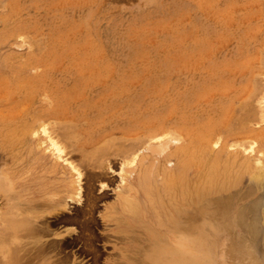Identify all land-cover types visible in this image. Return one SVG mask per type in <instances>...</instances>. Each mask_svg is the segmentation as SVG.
Wrapping results in <instances>:
<instances>
[{"label":"rangeland","instance_id":"obj_1","mask_svg":"<svg viewBox=\"0 0 264 264\" xmlns=\"http://www.w3.org/2000/svg\"><path fill=\"white\" fill-rule=\"evenodd\" d=\"M40 123L53 138L62 127L72 135L70 140L58 131L55 141L65 160L85 174L83 187L97 183L86 174L113 169L100 171L114 180L105 182L108 196L94 212L96 226L85 229L81 213L72 211L62 219H77L58 223L77 229L95 250L73 244L67 248L70 264H129L120 258L126 247L116 240L117 228L107 231L98 217L119 186L120 162L104 153L119 152L121 144L161 127L180 136L172 134L179 144L167 145V136L137 154L151 170L165 160L172 169L174 154L185 159L184 178L200 196V254L207 249L212 264H234L231 241L239 239L262 258L263 230L250 239L233 218L241 206L264 200V191L250 181L255 160L264 162V0H0V215L76 179L57 160L47 135L39 132L37 143L25 133ZM163 142L161 153L147 152ZM245 161L249 166H241ZM6 172L12 190L1 181Z\"/></svg>","mask_w":264,"mask_h":264},{"label":"bare ground","instance_id":"obj_2","mask_svg":"<svg viewBox=\"0 0 264 264\" xmlns=\"http://www.w3.org/2000/svg\"><path fill=\"white\" fill-rule=\"evenodd\" d=\"M256 79H258V77ZM260 87V90H262V86ZM249 104L251 103L249 102ZM57 125L59 126V124ZM64 125L66 126L67 124ZM68 126L70 125L68 124ZM52 128L54 129V127ZM62 128L64 129V127ZM68 128L70 129V127ZM68 128L67 130H69ZM58 129L59 130L56 129L57 132L63 130H60V128ZM168 129L165 127L157 128L146 138H140L142 140L136 139L135 143L131 142L130 144L127 143V145L121 144V146L119 143L120 148L124 147V149L121 148L122 150L120 149L119 152H115L116 150H114L113 147L112 153L109 152L105 154L103 152L105 156L112 155L114 156L113 158L117 157L115 159H117V162H120L118 163V165H120V171L118 172L119 186H116L115 189H113L114 201L110 205L106 204L104 212H98V217L103 222L104 226H108L109 228L114 225V228H117V232L115 233L117 235L116 240H118L119 244H123L124 247H126V249L122 250L120 258L121 260H126L129 264H212V254L205 249L204 253L201 255L199 251L200 249H198L196 236L198 228L196 221L198 213L197 200H199L200 196L196 190L195 183L192 180L184 178L187 166L185 164V159L183 160L179 154H174V158L177 159V165L172 169L166 167L165 160L161 168L158 167V169L151 170L147 163H143V158L145 156L137 154L142 148H144L143 146L147 145L146 143L151 141L157 143L167 136H169V138L164 141L166 144L168 143L167 145L171 143L168 141H174L175 144H179V139H177V137L180 136L172 133L177 136L175 139L174 137L172 138V134H170L171 128ZM39 132L45 136L47 135L46 140L49 142L52 152L56 155L57 160H62V163L67 164L69 167L67 168L74 173L73 176L74 178L76 177V179L73 182L69 181L64 183L62 189L58 193H43L41 197L42 200H25L21 205L18 203L13 204L11 207L17 210L16 213L13 212V214H10V211L12 210L8 209L5 215H0V264H12L16 261H18V264H70L71 260L69 259L67 248L77 243H82L85 247L88 244L90 247L89 249L95 251L91 245V240L87 239L86 242H83V236L80 235L79 231H76L77 229H70L69 227L71 226L59 227L58 223H62V221L70 222L77 219L76 217L72 220L62 219L65 216V212L72 211V215L74 214L76 216L78 213H81L84 220L83 227L85 229H89L93 225L96 226L97 223L94 219V212L99 207V202L104 199V196H108L109 185L105 182L110 183L114 180L112 178H107V174L113 169L107 166L108 172L106 169L107 167H105L106 171L100 170L107 174L101 173L100 171V173L98 171V173L92 172L89 176L86 174V177H89L90 181H96L97 183H95V185L88 184L86 187H83L81 184V178L83 176L81 174L84 173H80L81 170L78 167L77 170L75 167L76 165H74L72 161V164H70L69 161L65 160L66 153L62 151L63 148H60L61 142L58 143V134L60 132H53L58 136V139H56V141H58L56 142V136L53 138L51 135H48L46 128L42 126L41 123L36 127L31 125L30 127L28 126L25 128V133H30L32 141H35L34 138L38 137L37 141H35L37 143H41V134ZM67 135L68 133H65L64 136ZM71 136L68 135V139H70L69 137ZM60 137L63 136L61 135ZM66 140L67 137L64 142H66ZM137 140L140 141L137 142ZM164 142L162 143L163 146H147V152L150 151L152 153L154 150L156 153L157 151L161 153L162 150L166 149ZM70 143L71 141L69 142V145ZM109 143L111 142L109 141ZM59 144L60 146H58ZM63 144L65 143H62V145ZM104 144L107 143L105 142ZM66 146L67 144L65 147ZM67 147H69V151L73 150L72 153H74L75 150L71 145ZM108 147L110 148V145ZM112 148L109 150L111 151ZM155 148L158 149L155 150ZM76 149L80 150L78 149V146ZM177 149L181 150V147L178 145ZM69 151L67 152L69 153ZM91 154L89 153L87 155L91 156ZM62 155L65 157H62ZM131 156L133 157L132 159L130 158ZM102 157L104 156H101L100 158ZM102 161L105 162L106 160ZM102 161L101 164L103 165ZM255 161L256 170L251 172L250 181L253 185H256V189L260 188L264 191V162L261 161L260 158H257ZM97 164L100 165L99 162H97ZM245 164L246 166H249L246 161L243 162L241 166ZM94 165L96 164L94 163ZM105 165L108 164L105 163ZM65 166H63L65 168V170L63 168V172H66L67 170ZM125 166L132 167L126 170L124 169ZM114 172L115 171L112 173ZM107 179L111 181H108ZM1 181L8 184L9 189L11 186L12 190L13 180L11 177L7 176V172L4 174ZM84 183L86 184L85 181ZM0 186L2 185L0 184ZM94 186H97V192L95 191ZM176 188L178 189L175 191L174 189ZM59 195L62 196L57 198L56 196ZM256 200L257 198H255L254 201ZM252 201H250L249 204ZM70 204L74 206L70 207ZM225 207L229 208V204H225ZM258 208L261 209L260 213L258 212ZM61 219L62 221H60ZM233 219L235 221V226H238L239 229L245 231L244 233H246L249 238H251L250 236L253 238L256 236L258 237L259 233L256 235V232H259L260 229L264 232V200L261 205L254 202L248 206H241L235 212V217ZM53 226L58 227L57 229H53ZM228 226L229 225H225V228ZM231 226L233 227V225ZM64 227L66 229L58 232ZM137 227L142 231L139 235L135 232ZM108 230L110 231L111 229L109 228L107 231ZM17 240L21 241L18 242ZM241 244L242 242H240L239 239L231 241L230 251H234L235 248L242 250L240 248ZM247 248L248 247L245 249ZM85 249H87V247ZM9 255H13L15 258H13L14 261L11 263L10 261L13 259H11L12 257H9ZM241 257L251 260L252 262L254 260L248 254H242Z\"/></svg>","mask_w":264,"mask_h":264},{"label":"crops","instance_id":"obj_3","mask_svg":"<svg viewBox=\"0 0 264 264\" xmlns=\"http://www.w3.org/2000/svg\"><path fill=\"white\" fill-rule=\"evenodd\" d=\"M240 242H243V240H240ZM246 247H240L242 250H238L237 248H235L234 251L230 254V257L234 264H237L238 262L242 264H258V263L264 264V248L261 250L262 258H259L257 256L258 255L257 249L254 246H250L247 249H245ZM242 254H248L249 256H251L254 259L253 262L246 258H242L241 257Z\"/></svg>","mask_w":264,"mask_h":264}]
</instances>
